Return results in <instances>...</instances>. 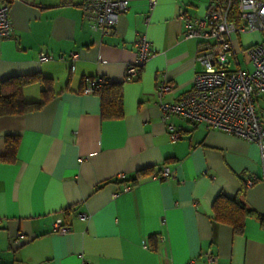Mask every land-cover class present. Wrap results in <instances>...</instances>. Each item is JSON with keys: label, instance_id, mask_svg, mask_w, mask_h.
I'll list each match as a JSON object with an SVG mask.
<instances>
[{"label": "crops", "instance_id": "0c3cea01", "mask_svg": "<svg viewBox=\"0 0 264 264\" xmlns=\"http://www.w3.org/2000/svg\"><path fill=\"white\" fill-rule=\"evenodd\" d=\"M209 1L157 0L149 9L147 0H131L113 31L101 35L82 18V0H10L0 91L25 77L24 100H46L0 115V156L5 137L18 139L15 160L0 161V264H264L257 144L176 115L163 122L158 105L159 83L172 85L162 100L173 102L201 70L179 9L199 16ZM141 37L152 54L124 81ZM71 51L76 60L59 58ZM42 52L53 59L39 62ZM92 78L123 84L121 118H101L99 96L83 92ZM167 124L180 138L170 137ZM163 168L173 176L157 179ZM141 169L149 174L125 190ZM218 194L238 197L251 211L242 233L213 219ZM56 220L69 231L53 232Z\"/></svg>", "mask_w": 264, "mask_h": 264}, {"label": "built area", "instance_id": "2783aa9c", "mask_svg": "<svg viewBox=\"0 0 264 264\" xmlns=\"http://www.w3.org/2000/svg\"><path fill=\"white\" fill-rule=\"evenodd\" d=\"M131 0H82V18L89 22V27L101 35L111 33L119 15L128 9ZM10 0H0V39L11 35L9 19ZM157 0H147L152 9ZM237 17L229 18L231 0H210L199 16H190L179 9L178 18L184 19V37L196 39L194 59L201 65V70L194 73L190 87L183 91L173 102L162 100L172 85L161 82L157 85L156 95L161 109V118L166 122L169 116L176 115L193 124H201L206 129L219 130L247 142L257 144L260 161L264 165V0H236ZM259 32L258 41L241 47L244 52V64L240 67L235 46V36ZM240 49V48H239ZM152 54L149 42L141 37L136 43V56L126 64L124 81H130L139 74L140 68ZM61 60L74 61L76 51H71ZM53 59L48 53H39L38 61ZM235 65L230 68V64ZM101 78H92L85 85L84 93H93L94 86ZM256 106L260 110H256ZM172 139L180 138V132L167 124ZM173 176L163 168L157 179ZM254 179H247L251 186ZM125 187V190L128 189ZM84 217V215H81ZM52 231L65 234L69 226L56 220ZM208 262H216V256L205 253ZM81 264H89L82 260ZM189 264H194L192 261Z\"/></svg>", "mask_w": 264, "mask_h": 264}, {"label": "trees", "instance_id": "16d2710c", "mask_svg": "<svg viewBox=\"0 0 264 264\" xmlns=\"http://www.w3.org/2000/svg\"><path fill=\"white\" fill-rule=\"evenodd\" d=\"M231 1L232 8L229 18L235 19L237 17L236 0ZM30 80L25 77H16L3 83L8 85V82H10L12 87L6 91H0V115L22 114L43 105L46 100L45 97L34 102L24 100L21 89ZM48 81L47 78H43L40 81V83L44 82V84L42 83L43 93L46 91L47 85L45 83ZM93 93H96L100 98V115L102 119H118L122 117L123 84L121 82H108L102 79L99 84L94 86ZM17 143V137H5V153L0 156V161L11 163L15 160ZM149 171V169L137 171L135 176L128 180V186L135 185L143 176L149 174ZM211 209L213 219L219 223L229 225L235 234L242 233L244 219L252 214L238 197H227L223 194H218L215 197Z\"/></svg>", "mask_w": 264, "mask_h": 264}, {"label": "rangeland", "instance_id": "374dc122", "mask_svg": "<svg viewBox=\"0 0 264 264\" xmlns=\"http://www.w3.org/2000/svg\"><path fill=\"white\" fill-rule=\"evenodd\" d=\"M259 32H252V33H249V34H244L241 36V43H242V46L244 47V45H248L250 43H254L256 41H258L259 39ZM241 46V45H240ZM237 57H238V60H239V63L244 66V62L243 60L245 59L244 58V52L242 50V48L240 47L238 53H237ZM235 65L233 63L230 64V68H234ZM260 104L262 107H264V100L261 98L260 99ZM256 110H260V107L256 106Z\"/></svg>", "mask_w": 264, "mask_h": 264}]
</instances>
